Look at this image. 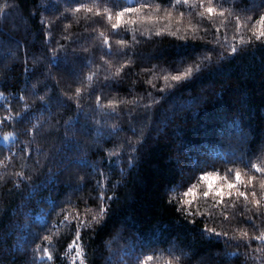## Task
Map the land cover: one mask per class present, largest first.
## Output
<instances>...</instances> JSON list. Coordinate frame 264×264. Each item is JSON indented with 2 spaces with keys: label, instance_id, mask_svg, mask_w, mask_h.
<instances>
[{
  "label": "trees",
  "instance_id": "1",
  "mask_svg": "<svg viewBox=\"0 0 264 264\" xmlns=\"http://www.w3.org/2000/svg\"><path fill=\"white\" fill-rule=\"evenodd\" d=\"M75 2L90 4L92 0ZM98 2L101 7L105 3L113 8L134 6L126 4L125 0ZM159 2L168 5L170 0ZM4 3L15 7L0 11V93L12 95H9L7 100L0 99V105L8 104L15 113L21 111L23 104L27 103L32 105L30 117L34 118L26 117L20 122L0 121V145L5 143L4 133H14L15 136L10 137L7 143L17 149L16 158L10 162L7 171L0 169V172H3V179L0 180V264H36L33 252L35 244L43 243L39 241V235L44 234V230L52 224L54 218L57 221L63 218L56 217L55 213L64 207L62 201L65 196L70 195L71 200L75 201L81 210L86 206L83 198L89 196L93 198L88 199V205L98 207L100 201L95 197L98 196L99 189L95 182L100 179L99 171L107 173L110 166V158L104 149L111 150L113 145H119L122 140L127 141L129 138L135 143L141 132L146 139L141 142L138 153L133 154L134 163L127 164L129 153L125 146L121 157L123 163L114 166L109 178L103 181L107 189L105 196L113 197L106 201L109 207L104 221L94 225L95 230L82 228V243L87 253V264H134V244L141 240L150 244V248L144 249L147 252L168 247L169 241L174 237L177 254L180 250L188 254L183 264H215L217 260L220 264H244V255L225 256V253L246 251L243 247L237 248L235 242L226 245L223 240L210 241L192 229L175 228L174 222L182 221V217L175 211L174 206L166 203L165 188L181 179L180 169L184 167L185 155L189 150L192 155H200L201 158L205 153L223 156L233 150L237 155H246L249 159L261 154V145H264V50H254L251 47L247 50L241 49L245 54L236 55L234 59L227 56L226 52V58L219 70H205L203 75L193 79L183 89H170L167 93H161V85L165 83L161 66H168V62L173 58L171 53L177 50L174 46L183 44L184 41L168 35H153L149 40L147 37H141L138 32L137 37L141 43L130 49L135 52L134 63L122 71L119 86L113 84L111 87H104L106 65L100 57L103 55L105 60L112 61L113 72L115 65L122 63L126 57L108 56L105 54L106 49L102 50V42L97 34L100 31L108 34L112 32L110 24L103 16H91L85 21L83 11L75 15L65 12L66 8L75 6L66 0H0V4ZM261 7L264 8V5ZM59 13H64L65 18H58ZM258 13L259 9H255L253 16ZM42 15L45 19L55 20L51 43L46 42L44 38L45 25L41 21ZM77 16L80 18L79 23ZM197 19L193 13V23ZM69 22L71 26L65 29L64 26ZM188 22L186 13L181 33ZM164 23L166 21L159 22V26ZM172 23L175 25V18ZM156 26L155 23L144 22L143 29L151 28L154 31ZM202 28L209 29L212 37L217 31L208 21L204 22ZM172 30L175 31V27ZM225 31L224 28L220 29L221 40ZM68 34L76 41L68 42V51L71 52L74 48L79 50L83 60L91 63L78 61V75L70 77L63 73V79H60L55 69L52 70V75H48L51 55L49 49L56 46L57 40L65 44L62 37ZM228 35L231 36L230 31ZM118 38L111 36L112 41ZM124 38L130 39L131 33L126 34ZM17 41L20 42L19 45ZM188 43L199 44L201 41L189 40ZM85 48L88 52L83 51ZM162 50H167V54L160 57L158 53ZM115 51L116 46L113 44V53ZM215 60L214 56L213 67L216 66ZM97 64L102 65L99 70L94 67ZM153 65L158 66L156 72L161 78L152 76L151 72H141V69H151ZM97 71L99 74L93 76V81L101 83L94 84L95 91L90 98L85 96L80 101L83 109L80 113L81 122L84 112H87L90 131L87 136L80 137L82 149L70 154L83 157L88 161V165L95 163L97 172L93 174L88 165H73L69 170L75 173L72 179L69 180L68 172L61 173L60 181L63 186H54L48 183L46 178L49 169L55 173L58 165L44 164L36 172L25 170V174L32 177L31 181H23L16 187L14 173L22 170L21 164L25 162L19 158V149L28 142L32 159L37 158V146L42 150L39 157L41 160L53 159V154L61 145L66 131L65 121L77 115L76 102L68 100L67 96L62 94L74 92L86 74ZM53 76L57 78L53 79ZM150 76L156 85L154 89L145 83ZM84 83L87 84V81ZM33 85H36L37 89L35 97L31 95ZM101 88V105L106 107L108 99L125 100V103L117 105V115H106L103 111L93 112L97 103L95 96ZM46 91L52 97L49 101L51 107L46 108L41 116V102L38 96ZM147 91H152L154 96L163 97L152 108L151 116L131 103V98L137 94H145L146 100ZM21 94L25 96L23 102L19 99ZM58 101H64L66 106L62 107ZM129 110L132 111L131 119L127 115ZM3 116L5 112L0 109V117ZM94 118L100 119L101 123H94ZM35 119H40L41 127L32 139L26 130L35 123ZM141 121L146 122L148 126L142 127ZM114 126H118L121 131L110 136ZM132 126L135 127V133L131 130ZM222 129L228 130L223 138L219 135ZM7 151V148L0 147V156L7 154ZM43 153H48L47 157ZM26 162L31 167L32 160ZM120 167L128 171L121 173ZM216 167H225L219 158L216 159ZM77 176H84L87 182L80 191L72 194V188L67 185L71 183L74 186ZM188 183L191 181L187 180L184 187H187ZM61 191L64 195H58ZM53 203L55 206H52ZM237 212H243L242 202ZM243 222L244 217L238 215L232 224L243 226ZM39 225L43 227H38ZM198 227H203V220L200 218ZM74 230L75 222L71 231L60 227L62 235L56 238L59 243L51 249L54 260L49 262L45 258V264H62L60 253L72 239ZM256 245L257 242L253 241V248ZM63 264H68V261L65 260ZM247 264H252V261L249 259Z\"/></svg>",
  "mask_w": 264,
  "mask_h": 264
},
{
  "label": "snow or ice",
  "instance_id": "2",
  "mask_svg": "<svg viewBox=\"0 0 264 264\" xmlns=\"http://www.w3.org/2000/svg\"><path fill=\"white\" fill-rule=\"evenodd\" d=\"M66 2L74 3L75 6L66 8L65 12L75 15L83 11L85 21L89 20L91 16H103L105 21L110 24L112 32L108 34L100 31L97 34L102 42V50L106 49L105 54L108 56L126 57L122 63L115 65L114 72L111 71L114 67L112 61L105 60L103 55L100 57L106 65L104 69L106 73L103 80L104 87H111L113 84L119 86L122 71L126 66L134 63L133 56L135 52L130 51V49H134L135 45L141 43V40L137 37L138 32L141 37H147L149 40L153 35L157 37L168 35L184 41L183 44L174 46L177 50L171 53L173 58L168 62V66H161L162 79L165 82L161 85V93H167L170 89H183L193 79H198L203 75L205 70H219L226 58V52L227 56L234 59L236 55L245 54L241 49L247 50L251 47L254 50H264V8L261 7L264 5V0H170L168 5L160 3L159 0H125L126 4L134 6H117L116 8L108 6L107 3L101 7L98 0H92L90 4L78 3L75 0H66ZM14 7L15 5L8 3L0 4V11L4 9L11 10ZM181 8L184 10L181 11ZM53 9L55 10V6H53ZM197 9H200V11H196ZM255 9H259V13L254 17L253 11ZM45 11H47V8H45ZM186 13L189 22L184 25V31L181 33V25ZM193 13L198 18L195 23H193ZM217 17L220 19L218 20ZM58 18H65L64 13H59ZM173 18L176 21L175 25L172 23ZM79 19L77 16V23H79ZM41 21L45 25V41L51 43L52 26L55 20L45 19L42 15ZM161 21H166V23L159 26ZM205 21H208L217 29L214 37L211 36L209 29L202 28ZM144 22L155 23L157 26L154 31L151 28L143 29ZM70 26L71 22L64 27L67 29ZM173 27H175V31L172 30ZM221 28L226 30L223 40L220 37ZM228 31L231 32L230 37ZM201 32L204 34L201 35ZM128 33H131V38L125 39L124 36ZM242 33H247V35ZM111 36H118L119 38L112 41ZM62 39L65 40V44H61L57 40L56 46L49 49L51 55L49 57L48 75H52V70L55 69L60 79H63V73H67L70 77H76L78 75L77 62L91 63V61H84L79 50L75 48L71 52L68 51V42H76L71 34L63 36ZM189 40L194 42L199 40L201 43L190 45ZM16 43L19 45L20 42L17 41ZM113 44L116 46L115 53H113ZM83 51L88 52V49L85 48ZM166 54L167 50H162L158 53V56L163 57ZM214 56L216 58L215 67H213ZM94 67L99 70L102 65L97 64ZM157 67V65H153L151 69H141V72H151L152 76L161 78L156 72ZM98 74V71L86 74L79 85L75 87L74 92L62 94L66 95L68 100L76 102L77 115L65 121L66 131L61 145L57 147V152L53 154V159L41 160L39 157L42 150L39 146L35 150L37 158L32 159L29 154L31 149L28 142H25L24 147L19 149L21 153L19 158L25 162L21 164L22 170L14 173L16 187H19L23 181H31L32 177L26 175L25 170L36 172L44 164L56 163L58 165L55 173H52L49 169V175L46 178L47 182L54 186L61 185V173L68 172L69 180L72 179L75 173L69 170L72 169L73 165L77 167L88 165V161L83 157L70 154L82 149L83 145L80 137L89 134L88 113L84 112L83 122H81L80 113L83 112V109L80 101L85 96L90 98L92 92L95 91L94 84L99 85L101 83L100 81H93V76ZM57 76H53V79H56ZM152 76L145 83L150 84L154 89L156 85ZM84 81H87V84ZM45 88H47V85H45ZM36 92V85H33L31 95L35 97ZM9 95L0 93V99L7 100ZM102 95L103 89L101 88L95 96L97 103L93 112L103 111L106 115H117V105L125 103V100L123 98L108 99L105 107L100 103ZM146 97L145 100V94H137L131 98V103L144 109L145 114L151 116L152 108L163 97L154 96L152 91H147ZM19 99L23 102L25 96L21 94ZM38 100L41 102L40 111L42 116L46 108L50 109L51 104L49 101L52 100V97L46 91L45 94L38 96ZM141 101H144V103H141ZM58 103L62 107L66 106L64 101H58ZM31 108L32 105L24 103L21 111L13 113L8 104L0 105V109L5 112V116L0 117V121L16 120V122H20L24 121L26 117L32 119L34 117H30ZM127 115L131 119L132 111L129 110ZM94 123L100 124L101 120L94 118ZM76 125H79V127H76ZM141 126L147 127L148 124L141 121ZM40 127V119H35V123L26 131L34 139L35 133ZM131 130L135 133L134 126L131 127ZM117 131H121V129L114 126L110 136ZM227 132V129H222L219 135L223 138ZM13 136H15L14 133H4L3 141L5 143L0 145V147L8 150L7 154L0 156V169L4 171H7L10 162L16 158L17 149L7 143L9 138ZM145 139L146 137L141 132L135 143L131 142V138H129L127 141L122 140L119 145H113L111 150L104 149L110 158V166L107 173L99 171L100 179L95 182L96 187L99 189V194L95 197L100 201L99 206H89L88 199L93 198L89 196L83 198L86 206L81 210L78 208L77 203L71 200L70 195L65 196L62 201L64 207L59 208L55 213L56 217L62 216L63 218L59 221L54 218L52 224L44 230V234L39 235V241L43 243L37 242L35 244L33 252L36 264H45V258L49 262L54 260L51 249L59 243L56 238L62 235L60 227L63 226L71 231L73 222H75L74 235L67 243L65 250L60 253V260L62 264L65 260L68 261V264H87V253L82 243V228H93L95 230L94 225L101 224L107 216L109 205L106 201L113 199L112 196H105L107 189L103 181L109 178L114 166L123 163L121 157L124 154L125 146L129 153L127 164L131 165L135 160L133 154L138 153L141 142ZM261 149V154L251 159L247 158L246 155H237L234 150L223 156L205 153L203 158L200 155H192L191 150H189V153L185 155L184 167L180 169L181 179L165 188L166 203L169 206H174L175 211L182 217V221L176 220L174 222L175 228L192 229L210 241L219 242L223 240L226 245L235 242L237 248L243 247L246 251L243 253H225L226 257L244 255L246 258L244 264H247L249 259L252 264H264V145H261ZM43 155L47 157L48 153H43ZM113 157L115 158L113 159ZM217 158L225 165L223 169L216 167ZM28 160H32L31 167L26 162ZM88 166L92 169L93 174L97 172L95 163ZM119 171L123 173L128 169L120 167ZM2 179L3 172H0V180ZM76 180L77 183L74 186L71 183L67 185V187L72 188V194L80 191L87 182L84 176H77ZM187 180H190L191 183L184 187ZM115 186L113 185V187ZM58 195H64V193L61 191ZM241 202L243 212L238 213L237 208ZM52 206H55L54 203ZM238 215L244 217L243 226L232 224V221ZM198 218L203 220L202 228L198 227ZM216 225H219V227ZM38 227H43V225ZM33 235L36 234L33 233ZM253 241L257 242L255 248L252 246ZM160 243H164V241H160ZM145 248H150V244H145L142 240L134 244L132 248V251L136 252L133 258L134 264H183L185 257L188 255L183 250H180L177 254L175 237L172 241H169V246L166 248L151 249L147 252L144 251ZM215 264H220L219 260Z\"/></svg>",
  "mask_w": 264,
  "mask_h": 264
}]
</instances>
